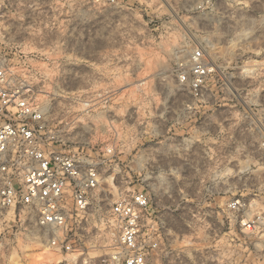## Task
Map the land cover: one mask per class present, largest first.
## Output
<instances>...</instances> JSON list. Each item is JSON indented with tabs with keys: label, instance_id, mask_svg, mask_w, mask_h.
<instances>
[{
	"label": "rangeland",
	"instance_id": "rangeland-1",
	"mask_svg": "<svg viewBox=\"0 0 264 264\" xmlns=\"http://www.w3.org/2000/svg\"><path fill=\"white\" fill-rule=\"evenodd\" d=\"M195 49L216 67L197 97L176 80ZM0 60L66 146L112 150L91 238L107 237L120 193L139 190L163 224L152 264L241 262L227 204L264 207V0H0ZM10 224L0 221V264L40 244Z\"/></svg>",
	"mask_w": 264,
	"mask_h": 264
},
{
	"label": "built area",
	"instance_id": "built-area-1",
	"mask_svg": "<svg viewBox=\"0 0 264 264\" xmlns=\"http://www.w3.org/2000/svg\"><path fill=\"white\" fill-rule=\"evenodd\" d=\"M215 68L202 49H195L179 64L176 80L197 97ZM66 142L57 122L0 60V221H9L11 229L23 230L55 252H78L74 262L88 250L103 248L111 252L97 258L100 264H152L163 224L151 210L150 195L139 190L120 193L109 207L107 237L97 243L86 222L113 153L107 149L91 155L83 147L71 150ZM108 178L115 181L112 175ZM253 202L241 197L227 204L243 249L238 264H264V207Z\"/></svg>",
	"mask_w": 264,
	"mask_h": 264
},
{
	"label": "bare ground",
	"instance_id": "bare-ground-1",
	"mask_svg": "<svg viewBox=\"0 0 264 264\" xmlns=\"http://www.w3.org/2000/svg\"><path fill=\"white\" fill-rule=\"evenodd\" d=\"M111 251L106 250H90L85 252V259H81L79 264H87L92 259L99 258L104 253H110ZM80 256L78 252L62 254L51 250L49 247L41 244L37 245H26L21 248L20 252L12 250L6 257V264H59L62 261H68L69 264H78L74 262ZM84 258V257H83Z\"/></svg>",
	"mask_w": 264,
	"mask_h": 264
}]
</instances>
